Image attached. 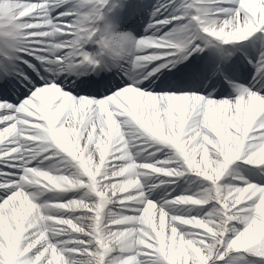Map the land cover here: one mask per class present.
Segmentation results:
<instances>
[{"label": "snow or ice", "instance_id": "snow-or-ice-1", "mask_svg": "<svg viewBox=\"0 0 264 264\" xmlns=\"http://www.w3.org/2000/svg\"><path fill=\"white\" fill-rule=\"evenodd\" d=\"M0 264H264V0H0Z\"/></svg>", "mask_w": 264, "mask_h": 264}]
</instances>
